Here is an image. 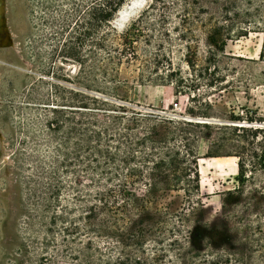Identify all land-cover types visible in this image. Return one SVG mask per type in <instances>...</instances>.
Wrapping results in <instances>:
<instances>
[{"label":"trees","instance_id":"trees-1","mask_svg":"<svg viewBox=\"0 0 264 264\" xmlns=\"http://www.w3.org/2000/svg\"><path fill=\"white\" fill-rule=\"evenodd\" d=\"M127 1L77 0V48L65 56L77 65L76 83H46L45 92L31 90L17 107L16 170L28 206L21 264H264V256H257L264 245L253 238L264 234L261 226L247 219L248 225L235 229L228 208L240 203L250 160L264 166L263 130L234 126L242 132L238 145L234 138L215 141L234 148L228 156L237 159V187L224 194L221 218L201 225L199 147L210 141L212 126L145 109L120 94L129 89L120 78L122 66L137 55L128 54L127 34L119 39L111 23ZM256 1L260 8H252ZM158 2L143 13L156 10ZM220 19L210 26V43L225 46L259 33L264 62V0L228 1ZM215 61L208 59L210 75ZM204 156L222 157L210 150ZM173 194L183 200L175 210L168 202ZM244 207L247 216L255 208L250 202ZM100 243L111 246L104 251Z\"/></svg>","mask_w":264,"mask_h":264},{"label":"rangeland","instance_id":"rangeland-1","mask_svg":"<svg viewBox=\"0 0 264 264\" xmlns=\"http://www.w3.org/2000/svg\"><path fill=\"white\" fill-rule=\"evenodd\" d=\"M159 1L156 10L143 13L153 2L147 0L138 14L122 28H115L119 39L127 34L128 54L137 55L122 66L120 78L127 80L129 89L120 94L145 109L208 120L212 126L210 141L203 140L199 147L202 225L221 218L224 194L237 187V159L228 156L234 148L221 147L215 141L234 138L238 145L237 136L242 132L233 130L234 126L260 128L264 137L262 35L250 32L246 38L228 40L218 48L208 40L209 29L221 21L222 9L231 0ZM77 5V0H0V264H21L27 257L23 251L27 198L16 170L21 142L17 107L28 101L31 90L45 92L46 83H76L77 65L65 56L77 48ZM260 7L256 1L252 8ZM211 55L217 65L213 75V64L208 65ZM206 67H210L207 73ZM209 150L222 157L204 158ZM250 161L247 175L251 178L242 186L240 203L228 208L236 219H245L242 223L233 219L235 229L248 225L250 219L264 232V166L255 159ZM168 202L178 209L182 195L173 194ZM246 202L255 206L249 216ZM198 231L202 235L204 230L199 226ZM253 238L264 245V234L255 232ZM99 246L106 251L111 245ZM261 255L264 253L257 254ZM51 264L77 262L56 259Z\"/></svg>","mask_w":264,"mask_h":264},{"label":"bare ground","instance_id":"bare-ground-1","mask_svg":"<svg viewBox=\"0 0 264 264\" xmlns=\"http://www.w3.org/2000/svg\"><path fill=\"white\" fill-rule=\"evenodd\" d=\"M147 0H130L123 9L122 22L120 28H122L134 15L138 14L140 9L146 4Z\"/></svg>","mask_w":264,"mask_h":264},{"label":"water","instance_id":"water-1","mask_svg":"<svg viewBox=\"0 0 264 264\" xmlns=\"http://www.w3.org/2000/svg\"><path fill=\"white\" fill-rule=\"evenodd\" d=\"M122 12L123 11H119L118 13H117V15H116V18L113 20V22H112V25H113V27L114 28H120V26H121V22H122ZM190 120H192V119H190ZM194 120H196L197 122H207L208 120H204V119H194Z\"/></svg>","mask_w":264,"mask_h":264}]
</instances>
